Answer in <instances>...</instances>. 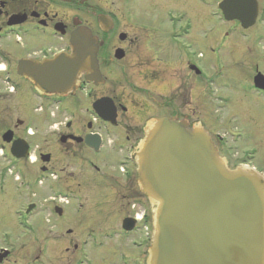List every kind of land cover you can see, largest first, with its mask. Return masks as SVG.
I'll use <instances>...</instances> for the list:
<instances>
[{"label": "flooded vegetation", "instance_id": "af4514ba", "mask_svg": "<svg viewBox=\"0 0 264 264\" xmlns=\"http://www.w3.org/2000/svg\"><path fill=\"white\" fill-rule=\"evenodd\" d=\"M228 1L0 0V227L13 226L10 214L16 225L27 221L35 205L29 203L20 217L19 186L41 185L43 179H49V192L57 189L67 199L73 185L79 190L87 178H96L130 210L132 197L142 195L133 157L154 118L185 122L190 132L203 128L228 167L258 171L257 149L244 148L229 118L245 114L246 122L258 126L264 149V0H237V13L255 9L247 27L243 16L224 17L220 6ZM212 18L221 24L213 33ZM83 36L97 47L96 73H80L76 65L70 80L68 74L57 77L56 69L72 60V39ZM201 47L228 53L235 63L229 65L240 70L237 84L224 80L222 87L234 88L237 105L221 95L225 111L219 119H202L196 111L197 99L212 96V77L196 51ZM216 128L227 131L219 135ZM227 137L235 138L241 153L236 163L223 154L230 152ZM62 209L53 206L61 217ZM145 238L134 246L145 247L146 264ZM5 250L0 244V264L10 257L3 258ZM65 264H79V258Z\"/></svg>", "mask_w": 264, "mask_h": 264}, {"label": "water", "instance_id": "95a60500", "mask_svg": "<svg viewBox=\"0 0 264 264\" xmlns=\"http://www.w3.org/2000/svg\"><path fill=\"white\" fill-rule=\"evenodd\" d=\"M239 8L237 0L220 6L228 21L243 16V26L252 25L255 9L239 14ZM71 45L72 60L56 69L57 77L68 74L70 80L76 65L80 73H96L97 47L91 40L74 37ZM133 159L139 190L152 206L146 264H264L261 173L230 169L207 131L190 132L185 122L167 117L150 122ZM134 226L131 219L122 222L124 231Z\"/></svg>", "mask_w": 264, "mask_h": 264}, {"label": "rangeland", "instance_id": "374dc122", "mask_svg": "<svg viewBox=\"0 0 264 264\" xmlns=\"http://www.w3.org/2000/svg\"><path fill=\"white\" fill-rule=\"evenodd\" d=\"M209 26L211 33L221 30V24L216 18L210 20ZM201 48L196 51L201 52L202 59L199 61L205 63V67L212 77V96L211 99H197L195 102L196 111L202 119H219L225 111L221 110L222 103L219 101L221 95H228L233 102L232 105H237L239 98H236L232 92L234 88L222 87L224 80H227L226 82L231 85L237 84L240 70L236 66L229 65V62L233 63V60H229L228 53H222L221 50L207 52L203 50V47ZM84 109L86 106H83ZM258 112L257 107L255 110H251V113H255V115ZM234 115L230 118L225 116L231 120L232 130L230 131L241 132V144L247 146L244 148L257 149L259 156L256 158L254 166L264 174V149L259 137L258 126L255 127L246 122V115L243 113L241 118L238 114ZM253 117L257 123L259 117ZM245 123H248L249 126ZM212 131L222 135L227 130L216 128ZM227 138L228 145L224 148L230 149V152L223 150V154L236 163L241 153L233 141L235 138ZM247 160L249 159L247 158ZM77 174L79 175V173ZM48 180L43 179L40 182L41 185H38L36 181L27 184V186L20 184L19 200L17 201L20 217H22L23 211H28L29 203H33L35 206L32 210L30 209L25 223L20 219V224L16 225L17 222H14L16 217L10 214L9 217H13V226L0 227V244L8 248V255L10 254L3 264H65L67 261L74 262L78 258L79 264H145L143 255L145 247L140 250L134 245L144 243L148 228L143 227L140 222L135 224V229L130 233L122 231L121 228L125 219L139 221L140 210L146 213L147 226H151L152 206L148 208L142 195H134L131 199L132 207L130 210H126L120 204V199L107 194L104 191V184L96 178H87L79 185V190L76 185H73L71 189L74 192L69 193L67 199H60L56 195L57 189L49 192L48 185L45 184ZM77 191L79 193H76ZM54 205L63 208L64 217L54 213ZM76 241H79L78 249L80 248V250L73 253ZM66 249L68 252L65 251Z\"/></svg>", "mask_w": 264, "mask_h": 264}]
</instances>
